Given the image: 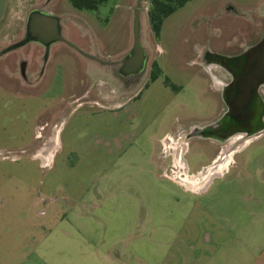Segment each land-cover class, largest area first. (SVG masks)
Instances as JSON below:
<instances>
[{"label":"rangeland","instance_id":"obj_1","mask_svg":"<svg viewBox=\"0 0 264 264\" xmlns=\"http://www.w3.org/2000/svg\"><path fill=\"white\" fill-rule=\"evenodd\" d=\"M149 1L138 9V0H108L86 11L69 0H8L0 50L19 42L34 8L64 30L48 46L29 43L0 57V264H204L225 250L223 231L215 244L203 237L217 226L202 210L210 194L143 175L154 143L145 147L167 131L180 138L190 172L217 151L231 154L224 181H240L232 197L222 189L219 215L241 219L251 206L264 216V197L256 199L264 192V130L223 143L189 135L227 111L222 91L231 75L213 59L238 56L264 38V0H192L164 20L159 37L148 24ZM137 46L161 76L140 83L132 101L102 110L119 98L99 79L95 60L114 61ZM258 92L264 103V85ZM134 134L115 164L63 157L67 148L87 153L96 141ZM54 138L63 149L47 153ZM168 147L162 170L171 166ZM99 166L108 168L98 181ZM256 246L264 251V242Z\"/></svg>","mask_w":264,"mask_h":264},{"label":"crops","instance_id":"obj_2","mask_svg":"<svg viewBox=\"0 0 264 264\" xmlns=\"http://www.w3.org/2000/svg\"><path fill=\"white\" fill-rule=\"evenodd\" d=\"M37 11H40V10H37ZM48 16L51 17V15H48ZM34 18L35 19H34L33 25L36 28V30L39 28L40 30L45 31L47 34H52L55 32L53 28L54 24L52 23H55L56 27L58 28V32H62L64 30V28L61 25L60 20L56 17L54 18L57 19V22H53V21L51 22L50 19H47L46 21H42L43 19L41 18V14H36ZM42 24H45V26H43ZM127 56L128 54L114 61H108V62L95 60V62L99 64L100 66L98 70L99 71L98 74L100 77L99 79H101V82L103 84L110 82L112 83V85H115L116 89H114V87H110V89L115 91V97L119 98V101L113 103L112 105L101 104V106L103 107L102 110L122 106L125 102L132 101L136 97V94L140 88L139 84L142 83L141 84L142 86L148 81V78H150L151 64L149 63V68H148V64H147L148 57L144 51V48L141 47L140 55L134 58L128 59ZM151 63H154V62H151ZM165 87L167 86L165 85ZM79 102H78V105L84 103L83 101H79ZM222 110L217 114L216 120L204 126L196 127L193 130L192 134H190L191 138L196 137L199 139L210 140V141L215 140L209 136H203L202 133L205 129L212 127L222 117V115L225 112ZM172 132L173 131H170V132L167 131L160 138H156V135H153V138L149 140V146L145 147L146 150L148 151L150 148V145L153 146V143H154L153 153L152 152L150 153L148 152V154L144 153V158L146 159V163L148 167L146 171L144 170L143 175H145L146 177H149L150 180H153L152 177H156V176H157L156 178L159 179L160 181L165 180V179L162 180V176H161V172H162L161 170L166 165L165 158L161 155V141L167 135L174 136ZM55 138H54V141L52 140V142H49L45 145V150L48 151L47 153L54 154L59 149V147L61 150L63 149V144L57 141V139ZM133 139L134 141L137 139V136L135 134L133 136L124 135L119 140L108 137V140L106 141L105 140L101 142L96 141L92 145V147L88 150L87 153H85V151L78 152L77 149H74L73 151L71 150V148H67V150L66 151L64 150L63 152L65 153L64 154L65 156L63 157L65 158L66 155L75 152L76 154H78V158L80 159V161L85 159L84 157H89V158H93L94 160L96 159L97 162L100 161L101 159L103 160L105 159L109 162H111L112 160L113 164H115L117 162V158L119 156H122L123 153L129 148V146L131 147L134 144ZM218 152L219 151H217L210 158V161L208 163L200 166L198 169L195 170V172L199 171L203 167L211 165L212 162L215 161L218 157H221V156L225 157L227 155L223 152H220V153ZM230 163H231V155L228 160L223 162V164H219L216 166L215 164L212 165V168L210 167V176L204 177V179L205 178L211 179V177H213L214 175H220L221 167L224 168L222 170H224L225 172H223L220 176L217 177L219 179H222L221 182H219L218 185L215 186L214 188H211V185L214 183V180H213L210 186L203 193L205 195L210 194V196L208 199V205L203 207L202 210L207 214V216L210 219L213 220V222L217 223V226L216 227L213 226L214 228H212L209 231V233L206 230L204 232L203 237H205L207 243L215 244L213 241H219L218 237L224 234V237L226 236L224 243L227 244L225 245L226 247L225 250H219L218 248L217 251L215 252V255L210 258H207V260L204 261V264H264V251L262 250L261 247L256 246V244L264 242V239L262 237V235H264V230H260L263 226L261 224H264V216L262 212L256 213V208L251 209L252 207L248 206L242 212L244 216L241 217V219L238 218L239 216H237L235 220L230 219L229 217H226L225 211L222 212V215H219L220 211L223 210L222 208L223 205L219 204L220 198L224 196V194L222 193L223 192L222 189L230 187L232 189V192L229 188V193H231V197H232L233 193L237 189L236 186L239 184V181H240L239 180L240 177L238 180L236 177V179H234L233 181H228V180L224 181L226 172L231 167L230 166L227 168V166ZM233 163H234V158H233L232 165ZM107 168L108 167H103V168H101L100 166L98 167V171H97L99 175L98 181L101 179V176L103 175L102 172H105ZM238 176L240 175L238 174ZM260 178L262 182L264 183V174ZM234 182H236L235 185H233ZM248 196H251V195L249 194ZM262 197H264V192L256 195L257 200H259ZM191 209L193 211H196L197 205H193ZM251 214H254L255 221L251 220L248 217V215H251ZM190 215H191V211H189L188 218H190ZM96 221L99 224L101 222L100 218H97ZM246 222L248 223L246 224ZM229 223H231L230 227H228ZM222 231L224 232L223 234L221 233Z\"/></svg>","mask_w":264,"mask_h":264},{"label":"water","instance_id":"obj_3","mask_svg":"<svg viewBox=\"0 0 264 264\" xmlns=\"http://www.w3.org/2000/svg\"><path fill=\"white\" fill-rule=\"evenodd\" d=\"M7 1L0 0V20L3 17ZM137 5L138 9L141 8V0H138ZM36 14H41L42 21L50 19L51 22H57L56 18L37 10L33 11L31 16L35 17ZM34 17L28 18L26 28L38 38L34 40L24 39L17 44L18 46L30 41L43 43L41 38L47 33L39 28L36 30L33 25ZM52 24H54L55 32L51 34L54 38L50 43L59 34L55 23ZM42 25L45 26V24ZM42 45L47 46L46 44ZM140 52L141 47L137 46L128 54L127 58H134L140 55ZM213 60L228 71L231 75V81L222 91L227 111L212 127L203 131V136H209L223 143L236 134H244L250 137L264 130V103L258 92L260 87L264 85V38L256 46L247 49L238 56H214Z\"/></svg>","mask_w":264,"mask_h":264},{"label":"built area","instance_id":"obj_4","mask_svg":"<svg viewBox=\"0 0 264 264\" xmlns=\"http://www.w3.org/2000/svg\"><path fill=\"white\" fill-rule=\"evenodd\" d=\"M167 141H169V145ZM180 141L181 140L179 137L177 139H174L168 135L162 139L161 155L165 158L163 152L165 151V146H169L168 149L171 151V153L168 154L167 156H169L171 159V166L169 169L162 170L161 176L163 179L173 182L179 187H183V190L187 192H190L192 194H202L210 186L212 181L218 177L215 176L212 179H210L207 185L204 182L205 181L204 177L210 176V167L212 168V165L216 160L213 161L211 165L203 167L197 172H190L187 164L184 161L185 154L182 151V146L180 145ZM185 145L186 147H188L187 143ZM168 152L169 151H167V153ZM203 187H205L204 190Z\"/></svg>","mask_w":264,"mask_h":264},{"label":"trees","instance_id":"obj_5","mask_svg":"<svg viewBox=\"0 0 264 264\" xmlns=\"http://www.w3.org/2000/svg\"><path fill=\"white\" fill-rule=\"evenodd\" d=\"M108 0H69L70 5L76 10L95 11ZM192 0H150L147 12L148 24L155 37H159L164 20L185 6ZM161 76V71L155 63L151 64L149 80L153 81ZM166 84L168 80L165 79ZM170 85V84H169ZM175 89L173 85H170Z\"/></svg>","mask_w":264,"mask_h":264},{"label":"flooded vegetation","instance_id":"obj_6","mask_svg":"<svg viewBox=\"0 0 264 264\" xmlns=\"http://www.w3.org/2000/svg\"><path fill=\"white\" fill-rule=\"evenodd\" d=\"M7 5H8V1H7V3H6V6H5V11H6V8H7ZM5 11H4V14H3V16L5 15ZM33 11L35 12L36 11V8H34V9H32V10H30V12L28 13V15L29 16H31L32 14H33ZM32 17H34V16H31V17H29L30 19L32 18ZM3 18V17H2ZM1 18V19H2ZM1 21V20H0ZM33 35V36H32ZM36 38H38L37 36H35L34 34H31L30 32H29V30H27V28H25V32H24V35L22 36V38L19 40V42H17V43H15V44H10V45H8L7 47H5V48H3L2 50H0V57H3L4 55H6V54H8V53H11V52H13V51H16V50H18L20 47H22V46H25V45H27V44H29V43H35V44H37L36 42H28V43H26V44H23L22 46H18L17 44L18 43H20V42H22L24 39H26V40H34V39H36ZM54 37H53V35H51V34H44V36H43V38H41V40L43 41V43L42 44H46L47 46L48 45H50V41L53 39ZM44 47V46H43ZM208 59H210V56H208L207 57ZM23 62H21L20 61V64H22ZM25 68V67H24ZM27 68V67H26ZM30 85H32V81H30ZM7 92H9V94H11L12 96H13V98H17V95H19L17 92L18 91H7ZM11 96V97H12ZM192 134V133H191ZM190 135V134H189ZM188 135V136H189ZM191 137V136H190ZM188 139H190V138H188ZM230 155L231 154H229V155H226L225 157H218L217 159H216V161L213 163V165L215 164V166L216 165H219V164H223V162L224 161H226V160H228L229 158H230ZM48 159H50V158H48ZM48 159H46L47 161H48ZM229 166V165H228ZM228 166H227V168H228ZM222 169H224L223 167H221V173H223V172H225L224 170H222ZM215 176H220V175H214L213 177H215ZM213 177H211V179L213 178ZM210 181V179H208V178H205V183H206V185L208 184V182ZM206 185H205V187H206ZM205 187H203V190L205 189ZM202 188V187H201Z\"/></svg>","mask_w":264,"mask_h":264},{"label":"bare ground","instance_id":"obj_7","mask_svg":"<svg viewBox=\"0 0 264 264\" xmlns=\"http://www.w3.org/2000/svg\"><path fill=\"white\" fill-rule=\"evenodd\" d=\"M211 57V56H210Z\"/></svg>","mask_w":264,"mask_h":264}]
</instances>
